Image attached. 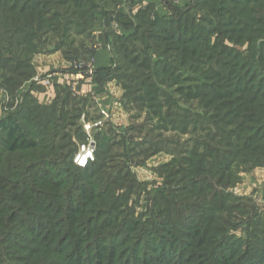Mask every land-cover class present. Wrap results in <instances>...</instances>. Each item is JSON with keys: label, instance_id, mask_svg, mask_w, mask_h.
Listing matches in <instances>:
<instances>
[{"label": "rangeland", "instance_id": "rangeland-1", "mask_svg": "<svg viewBox=\"0 0 264 264\" xmlns=\"http://www.w3.org/2000/svg\"><path fill=\"white\" fill-rule=\"evenodd\" d=\"M207 1L210 11L204 0H174L178 10L186 11L176 23L178 14L171 15L159 1L136 0L141 5L133 7L135 13L138 8L150 7L148 2L154 4L150 22L155 25L149 23L139 30L140 34L146 32L145 43L128 39L130 31L114 27L119 38L115 50L123 52L104 85L105 94L99 96L101 92L95 93L98 89L94 86L87 94H95L98 102H81L72 96L75 107L66 105V126L60 128L58 137L33 135L44 138L42 147L46 150L34 152L44 156L42 161H35L31 157L34 153L0 156V169L8 162L20 173V161L30 163V173L35 167L32 173L38 172L40 179L67 182L55 191L59 198L73 199L80 188L92 190L87 200L75 203V209L82 212L75 218L81 223L65 231L57 220L52 232L45 234L41 227L30 233L33 216L55 222L61 200L49 197L50 202H45V182L37 179L27 190H8L3 216L6 225L11 222L14 229L6 231V241L12 243L6 244V261L0 264H72L59 255L66 249L64 254H70L75 243L85 252L83 264H90V259L96 264L102 260V264H165L168 256L177 259L176 249L169 252L171 247L161 243L171 238V233L182 248L178 258H183V264H205L207 261H198L204 256L212 259L208 264H226L227 258L220 261L225 252L241 258L250 249L254 250L250 254L256 258L255 264H264V70L254 69L264 63V0H237L235 4L223 0L224 6L219 0ZM155 11L162 19H155ZM123 54L132 61H124ZM38 55L35 77L65 69L60 67V54ZM123 76L128 82L121 79ZM225 78L227 83L239 78V85L243 80L247 88H256V94L263 97V112L240 105L241 110L229 113L225 122L223 114L213 110L216 102L206 93H226V89L220 90L231 86ZM60 93L41 87L34 98L36 104L49 106L56 96L59 102L63 99ZM9 102L0 91L1 113L6 112ZM84 122L101 123L90 137L95 147L103 142L108 150L102 171L95 177L90 175L92 179L63 159L87 142ZM215 125L228 137L221 139ZM242 138H250V142L245 145ZM89 180L103 183L102 189L93 187ZM27 209L32 215L25 216ZM2 223L1 219L0 226ZM194 224L209 234L204 247L192 248L188 241V228ZM66 234L70 244L58 251L56 241ZM157 238L166 245L158 256L148 249Z\"/></svg>", "mask_w": 264, "mask_h": 264}, {"label": "trees", "instance_id": "trees-1", "mask_svg": "<svg viewBox=\"0 0 264 264\" xmlns=\"http://www.w3.org/2000/svg\"><path fill=\"white\" fill-rule=\"evenodd\" d=\"M156 1H159L165 6L166 10L170 12L171 15L178 14L177 19H179L181 14L186 12L185 10H183V12L178 10L177 7L173 5L174 0ZM204 1H206L205 8L210 11V6H207L209 1ZM222 1L223 0H219L218 3L224 6L225 4L222 3ZM230 1H233L232 4H235L237 0H229V2ZM138 3L139 2H136V0H0V87H4L11 97V102L6 107V112L1 113L0 111V156L2 154L9 156L14 154H33L40 150H46L47 147H42V141L44 138L39 140L33 135L44 134L46 137H54L57 134L58 137L60 128H65L66 126V105L68 104L71 105V107H75L76 104L75 99H72L71 97H78L81 99V102L91 100V95L85 94V96H82L80 94L79 90L81 85L78 86V94H75L69 85L65 83L59 84L56 82V79L53 81V92L54 90L61 91L60 94L63 95V99L59 102V96H56V100H54L49 106L36 104V99L32 92L41 90V87L43 86L32 80L37 73L33 64L34 56L38 54H52L59 52L63 59L71 64L69 68L64 69V71L66 73H74L77 71L76 67L80 61L92 60L93 50L90 49V45L94 44L93 34L95 32H100L101 42L109 49L111 65L105 69L94 68V74L90 82H86V84H94L98 89L95 90V93H103L102 90L109 79V75L113 71L112 68L115 67L116 59L118 56L120 57L123 52V50L119 48L115 50L116 39L119 38L114 26L122 29L125 28V30L130 31L131 36L128 37V39L131 38V40L135 42L142 41L145 43V41H147L145 39L146 32L140 34L139 30H141L143 26H148L149 23L153 26L155 25V22H150L151 13L154 12L153 8L156 10L154 4L148 2L147 6L150 7L142 10H139L138 8L136 13L132 12L133 7ZM123 5L126 7L124 8ZM138 5H141V3ZM151 5H153V8ZM155 12L154 15L157 17L155 19H162L159 16L160 14L157 13V11ZM246 16H248L247 13ZM177 19L175 22L179 23L180 19ZM124 21L127 23L126 26L123 25ZM149 38H152V36ZM153 50L157 52L158 48ZM258 53L261 55L260 52ZM251 54L254 56V53ZM124 55L125 54L122 56L124 61H132L129 56L127 57ZM255 57L259 58L260 56ZM131 65L133 66L134 63H131ZM249 68H253V66H249ZM257 68H260L263 71L264 63L257 65L254 69ZM231 72V70H228V73ZM229 76L231 77V75ZM240 77L241 75L239 78ZM239 78L229 83H227L226 78L224 79L226 85H231L230 87L223 86V88L220 89H226V93H217L214 94V96L211 92H206L208 97L216 102L217 106L215 104L213 110L217 111L219 114H223L221 117L223 120L231 116L229 113H238V111L241 110L240 105H243L246 110L263 112L261 109L263 97L256 94V88H247L246 84L244 85L243 80V85H239ZM121 79L128 82L127 76H123ZM246 81L247 79L245 80V83ZM25 84L28 86L23 89ZM20 90V97L17 100V105H15L16 97ZM230 93H232V95H230ZM71 110H73V108H70L69 111ZM224 121L227 122V120ZM215 128L222 133L223 136H219L221 139L222 137H228L229 134L225 132L222 127L215 125ZM53 132L55 134H51ZM242 139L243 142H245V145L247 140L250 142V138ZM48 141L49 140H46L45 142ZM47 145H49V143ZM107 151L105 144L103 142L99 144L98 142L95 149L94 162L86 168H79L73 163V157L77 152V148L73 149L69 156L64 157L63 159L66 162L68 161L67 163L70 167L75 168L76 171H84V173L87 174L85 177L92 179L90 178V175L95 177V175L102 171L104 167V156ZM31 157H34L33 159L38 162L42 161L44 158V156L38 153H34ZM28 158H30V156ZM5 164L4 170L0 169V220H3V223L0 226V263L6 261V244L12 243L11 241H6V231L14 229L11 228L13 226H10L11 222L6 225V216H3L6 215V208L3 207L6 204V193H8V190L17 191L21 189V191H23L28 184L33 182L34 179H37L40 180L39 182L41 184L45 182V190H42V193H44L43 195L47 196L45 197V202H50L49 197L55 198L54 201L57 202L61 200L58 202V205L56 204L58 206L56 211H58L59 207H61V210L58 211V218H54L56 219L55 222H46L45 219L40 216H33L34 220H32V222L34 223L30 227L31 234L36 232L39 227L42 228L44 234L47 231L52 232V228L57 220H61L60 227L65 229V231L73 229L77 223H81L78 218H75V215L82 213L81 210L75 209V203H82V201L87 200L92 193V190L80 188L77 192V196L73 199L69 196L66 198H59L56 196L55 191L61 186L63 187L66 185L67 182L59 184L57 179H40V174L38 172L32 173V169L35 167L31 168L30 173V170L28 169L30 163L23 164L19 161L20 173L15 172L17 171V166L16 168H12L14 165L13 163L9 164L8 162H5ZM197 167L198 166H196V168ZM11 178L16 179V182H12ZM89 181L93 187L102 189L103 183L100 184L98 180ZM105 183H108L107 179ZM33 206L34 204L32 203L30 207ZM23 214L25 215V213ZM30 215H32V212L30 209H27L25 216ZM30 225L31 222L24 226L27 228ZM24 226L22 225L23 228ZM85 227L86 231H88L89 228L87 224ZM188 229L189 232L187 238L191 243L192 248L206 246V238L209 234L205 229L202 231L197 224L189 226ZM170 237L171 238H166L165 240H160L161 243L166 242V244L171 247L169 252L176 249L175 254L177 255V259L168 256L164 259V262L165 264H179V262L183 264V258L181 260L178 258L182 250L180 245L177 246L178 239L173 233L170 234ZM158 240L159 238H157L152 244H148V249L153 250L157 256L163 246H166L165 244L159 243ZM70 241L71 240L67 234L61 240H57L56 244H59L57 250L59 251L66 247ZM145 243L146 242H144L143 245H145ZM75 245L76 246L72 252L70 251V254H64L67 252L66 249L61 251L59 256L64 259L65 263H68L71 260L72 264H83L81 256L85 255V252H83L84 250L79 244L75 243ZM141 246L142 245L140 244V247ZM26 251H29V249ZM252 251L254 250L250 249L245 256H242V254L241 258L236 255H232L230 258V253L225 252L220 261H224L227 258L226 260L228 261L225 262L226 264H255L254 260L256 258L250 254ZM195 257H197V255H195ZM209 257L210 256L201 257L198 261H207L205 264H208L212 261V259L210 261ZM111 259H115V256L112 255ZM187 260L192 262L193 258L192 260L186 259L185 261ZM102 262H100V264H102ZM96 263L97 261L93 262L90 259V264Z\"/></svg>", "mask_w": 264, "mask_h": 264}, {"label": "built area", "instance_id": "built-area-1", "mask_svg": "<svg viewBox=\"0 0 264 264\" xmlns=\"http://www.w3.org/2000/svg\"><path fill=\"white\" fill-rule=\"evenodd\" d=\"M77 71L74 73H52L46 74L45 76H37L33 79L37 84L42 85L43 87L53 89V81L54 78L58 79V82L63 84H67L71 87V90L76 94H78V86L86 84V82H90L93 74H94V66L93 61H80L77 64ZM91 99L93 101H97V97L95 94H92ZM102 114H105V111L102 110ZM101 123L95 122L91 123H83V130L87 134L88 139L87 142L82 143L79 146L78 151L73 157V163L79 168H86L95 159V144L92 142L90 133L93 128L98 127Z\"/></svg>", "mask_w": 264, "mask_h": 264}, {"label": "crops", "instance_id": "crops-1", "mask_svg": "<svg viewBox=\"0 0 264 264\" xmlns=\"http://www.w3.org/2000/svg\"><path fill=\"white\" fill-rule=\"evenodd\" d=\"M115 27V26H114ZM94 44L90 45V49L93 50V56H92V61H93V66L95 69H105V68H108L110 65H111V56H110V53H109V49L107 47L104 46V44L101 42L100 40V36H101V33L100 32H95L94 34ZM89 47V46H88ZM55 54H60L59 52H56V53H52V54H49L50 55H55ZM37 56L39 55H36L34 56L33 58V64L35 66V69H36V72L38 73V66H37ZM43 56V55H42ZM61 58V62H60V67L62 68H69V66L71 65L69 62H67L66 60L63 59L62 55L60 56ZM61 72L62 73H66L64 70L61 69ZM38 75V74H37ZM59 83V82H57ZM28 85L25 84L23 86V89L25 87H27ZM93 87H94V84H83L80 86V93H84V94H87V93H92L93 92ZM0 91H2L3 93L5 92L6 94V103H8V101L10 100L11 102V97L10 95L8 94V92L6 91V89L4 87H1ZM20 93H21V90L19 91V93L17 94V97H16V101H15V105H17L18 103V98L20 97ZM33 95L35 96V92H32ZM39 94V93H38ZM105 93H101L99 94V96H102L104 95ZM9 102V103H10ZM7 105V104H6Z\"/></svg>", "mask_w": 264, "mask_h": 264}]
</instances>
